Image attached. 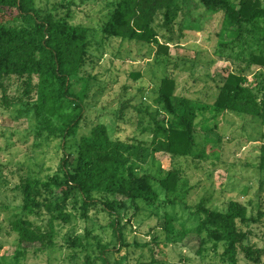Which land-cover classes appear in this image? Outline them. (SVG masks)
I'll list each match as a JSON object with an SVG mask.
<instances>
[{
    "label": "rangeland",
    "instance_id": "rangeland-1",
    "mask_svg": "<svg viewBox=\"0 0 264 264\" xmlns=\"http://www.w3.org/2000/svg\"><path fill=\"white\" fill-rule=\"evenodd\" d=\"M110 1L34 0L38 14L68 16L69 22L90 30V47L81 69V75L89 78L85 118L77 136L69 138L65 146L60 139L35 136L34 93L31 91L32 99H28L25 77L0 78V264H16L17 234L9 229V220L20 209L21 180L57 177L62 158L67 153H77L79 137L97 122L106 123L117 138L134 144L143 140L148 146L155 129L153 118H163L162 107L155 102L162 76L176 79V95L211 103L226 73L243 70L253 83L254 92L262 95V69L253 64L247 66V44L241 40L232 47L220 45L228 39L220 35L222 12L208 11L200 0H177V15L166 29L159 11L153 27L160 41L169 44L166 55L156 52V44L105 38L101 24L112 9ZM209 115L206 111L196 119L197 155L176 159L162 152L148 154L147 150L146 156L138 158V173L162 178L169 169L179 168L181 188L172 207L163 204L164 194L159 190L158 207L117 210L125 226L126 244L119 243L110 224L115 213L109 215L98 204L89 205L83 215L81 200L75 204L69 200L64 209L70 214L68 221L57 213L53 218L46 212L35 218L44 231L52 218L53 243L43 251L31 250L18 264H218L219 257L212 249L203 258L195 255L183 244L178 231L182 224L194 226L197 220L185 209L186 204L203 203L225 210L230 200L247 205L251 221L243 226L246 243L263 247L264 170L258 168L257 161L264 142V126L259 119L245 114L228 111L215 119H209ZM164 213L173 216L171 240L166 239ZM73 237L79 238L77 245L71 241ZM102 245L112 249L103 254L107 262L101 257ZM238 264L251 263L242 257Z\"/></svg>",
    "mask_w": 264,
    "mask_h": 264
},
{
    "label": "trees",
    "instance_id": "trees-1",
    "mask_svg": "<svg viewBox=\"0 0 264 264\" xmlns=\"http://www.w3.org/2000/svg\"><path fill=\"white\" fill-rule=\"evenodd\" d=\"M176 1L111 0L112 9L101 24V31L105 38L156 44V52L167 55L169 44L160 41L153 21L162 11L164 28H169L177 15ZM200 1L208 11L222 12L220 35L228 39L220 45L232 47L241 40L247 44L250 50L247 66L253 64L262 69L259 77L262 95L254 92L253 83L243 70L226 73L211 103L176 95V79L162 76L155 102L162 107L163 118L161 122L153 118L155 129L148 146L143 140L134 144L117 138L106 123L97 122L79 137L77 153H67L62 158L57 177L21 180L20 209L9 220V229L17 234L16 264L31 250L43 251L53 243L51 219L57 213L56 216L69 220L70 214L64 210L69 200L74 204L81 200L83 215L89 205L98 204L109 215L115 213L110 224L120 244H126L125 226L117 213L121 207L135 210L145 205L158 207L159 190L164 194L163 204L174 206L181 188L180 169L171 168L159 178L148 172L138 173L136 162L146 156L147 150L148 154L162 152L176 159L197 155L196 119L206 111L210 113L209 119L229 111L259 119L264 126V0ZM67 17L38 14L34 0H0V78L25 77L24 92L28 99H32L31 91L34 93L35 136L60 139L64 146L69 138L77 136L85 118L89 78L81 75V69L90 47L89 28L71 23ZM257 166L264 170V142L259 147ZM96 194L103 198H97ZM185 209L197 220L194 226L182 224L178 232L183 244L195 255L203 258L212 249L219 257L218 264H238L242 257L251 264H264V246L246 243L243 226L251 221L246 204L230 200L225 210L203 203L186 204ZM45 212L52 218L44 231L34 220ZM164 219L166 239L171 240L173 216L164 213ZM78 240L71 239L76 245ZM100 251L103 255L112 249L102 245ZM101 257L107 262L105 255Z\"/></svg>",
    "mask_w": 264,
    "mask_h": 264
}]
</instances>
